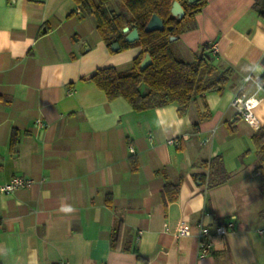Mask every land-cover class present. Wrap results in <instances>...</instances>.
Here are the masks:
<instances>
[{"label": "crops", "instance_id": "obj_1", "mask_svg": "<svg viewBox=\"0 0 264 264\" xmlns=\"http://www.w3.org/2000/svg\"><path fill=\"white\" fill-rule=\"evenodd\" d=\"M253 2L206 0L174 40L176 58L191 62L207 45L232 70L221 94L180 116L174 104L136 112L89 81L130 70L141 49L111 52L73 0H0V185L34 181L0 194V264H142L133 251L146 264H264V22ZM240 95L259 100L255 127L231 106ZM216 156L229 178L207 188L193 165ZM166 184L178 185L174 201ZM180 222L188 235H176ZM200 226L212 239L203 259Z\"/></svg>", "mask_w": 264, "mask_h": 264}, {"label": "trees", "instance_id": "obj_2", "mask_svg": "<svg viewBox=\"0 0 264 264\" xmlns=\"http://www.w3.org/2000/svg\"><path fill=\"white\" fill-rule=\"evenodd\" d=\"M73 1L81 7L76 9L78 12L82 9L85 15L94 17L96 29L107 48L118 43V52L134 47L141 49L130 70L118 72L112 67L102 68L90 77L89 81L105 94L108 101L121 98L136 112L174 104L178 107V114L183 116L197 97L211 92L221 94L226 88L232 70L218 69L209 46H203L191 62L176 58L170 50V37L178 39L183 32L195 28V16L205 6L206 0L194 3L187 0H117L119 7L114 6V0ZM173 2H178L184 10L180 20L170 13ZM107 6H110L109 10H106ZM252 7L264 22V0H254ZM152 15L163 22V31H144ZM125 27L137 30L139 38L135 42L125 41L126 34L122 32ZM145 55H149L152 62L141 70L140 63ZM256 82L264 90V74ZM253 139L259 145L257 135ZM131 166L133 171L137 169L134 160H131ZM193 168L199 171L193 177L207 188L219 186L229 178L221 156L194 164ZM177 191L178 185H165L169 201L175 200ZM118 234V229H115L110 236L112 249H117ZM133 252L138 262L146 264V260Z\"/></svg>", "mask_w": 264, "mask_h": 264}, {"label": "built area", "instance_id": "obj_3", "mask_svg": "<svg viewBox=\"0 0 264 264\" xmlns=\"http://www.w3.org/2000/svg\"><path fill=\"white\" fill-rule=\"evenodd\" d=\"M259 100L248 98L245 95H240L232 99L231 106L235 107L241 118L250 126H256V119L254 116L253 110L258 105ZM36 125L39 128H43V123L41 120L36 121ZM168 144L177 145L176 141L169 140ZM129 152L133 153L134 150L129 148ZM34 181L31 179H24L21 177H11L7 182L0 185V194L7 195L11 194L14 191L20 188H29L33 185ZM234 217L230 222L222 223L216 226L215 233L217 235H225L229 229H232L234 226ZM190 232V226L188 223L180 222L176 228L177 236H185ZM198 239V258L203 259L209 255L212 249V239L211 233L208 228L200 226L197 232ZM58 264H69L67 261H60Z\"/></svg>", "mask_w": 264, "mask_h": 264}, {"label": "water", "instance_id": "obj_4", "mask_svg": "<svg viewBox=\"0 0 264 264\" xmlns=\"http://www.w3.org/2000/svg\"><path fill=\"white\" fill-rule=\"evenodd\" d=\"M189 3H194L199 0H187ZM170 13L173 17H176L178 20H180L184 16V10L181 7V5L178 2H173L172 7L170 9ZM164 30V25L163 22L160 20V18L156 15H152L151 19L148 21L146 24L144 31L149 33L153 31H163ZM122 32L125 35V41L128 43H133L135 42L138 38V32L136 29L129 30L128 27H125L122 29ZM176 38L170 37V41H174ZM112 51H117L119 50V45L118 43H113L110 47ZM151 58L149 55H145L143 60L140 63V69L144 70L146 67H148L151 64Z\"/></svg>", "mask_w": 264, "mask_h": 264}, {"label": "rangeland", "instance_id": "obj_5", "mask_svg": "<svg viewBox=\"0 0 264 264\" xmlns=\"http://www.w3.org/2000/svg\"><path fill=\"white\" fill-rule=\"evenodd\" d=\"M115 1H117V0H114L113 2H115ZM109 8H110V6H107L106 7V10H109ZM177 46V44H175V42L174 41H170V50H171V52H172V54L174 55V56H176L175 55V47Z\"/></svg>", "mask_w": 264, "mask_h": 264}]
</instances>
